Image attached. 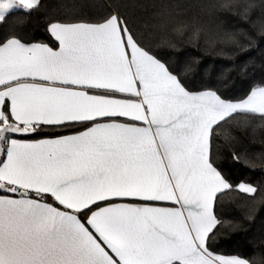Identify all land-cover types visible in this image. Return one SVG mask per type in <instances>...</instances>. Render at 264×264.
<instances>
[{"label": "snow or ice", "instance_id": "snow-or-ice-1", "mask_svg": "<svg viewBox=\"0 0 264 264\" xmlns=\"http://www.w3.org/2000/svg\"><path fill=\"white\" fill-rule=\"evenodd\" d=\"M40 7L0 0V21ZM48 31L58 44L0 40V264H249L212 246L217 194L257 188L230 182L211 138L264 121V80L194 90L115 11Z\"/></svg>", "mask_w": 264, "mask_h": 264}, {"label": "trees", "instance_id": "trees-1", "mask_svg": "<svg viewBox=\"0 0 264 264\" xmlns=\"http://www.w3.org/2000/svg\"><path fill=\"white\" fill-rule=\"evenodd\" d=\"M38 10L9 13L0 21V40L10 35L29 42L58 44L48 31L51 20L99 19L115 11L143 33L158 55L194 90L218 89L233 98L264 80V0H40ZM184 21L161 28L162 16ZM211 152L230 182L252 184L254 194L236 188L217 194L219 229L212 241L222 255H241L264 264V121L237 115L221 122ZM235 157H239L236 159Z\"/></svg>", "mask_w": 264, "mask_h": 264}]
</instances>
